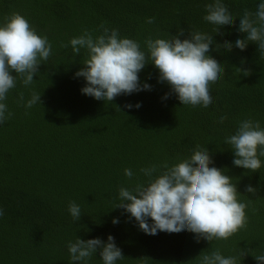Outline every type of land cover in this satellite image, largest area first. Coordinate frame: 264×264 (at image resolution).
I'll use <instances>...</instances> for the list:
<instances>
[{
	"label": "trees",
	"instance_id": "16d2710c",
	"mask_svg": "<svg viewBox=\"0 0 264 264\" xmlns=\"http://www.w3.org/2000/svg\"><path fill=\"white\" fill-rule=\"evenodd\" d=\"M212 2L0 0V23L19 13L52 44V55L40 66L34 83L25 88L18 80L5 101L14 115L0 124V209L4 210L0 264H71L69 241L79 237L107 242L109 235L124 256L117 264H198L200 254L215 249L226 257H239L242 264H261L253 255H264V157H259L262 167L257 172L236 167L234 152L224 140L247 118L264 128V55L255 43L246 50L215 49L217 43L235 44L246 38L238 31L239 18L245 9L255 12L264 0H222L236 18L235 26L221 27L223 35L215 34V26L203 20L205 5ZM151 17L155 23H146ZM101 23L118 29L122 38L138 41L145 51L146 38L167 39L181 28L185 30L181 40L188 38L190 28L213 35L208 55L225 67V73L210 85L212 105L183 106L175 95L163 99L170 87L158 82L159 72L151 63L139 73L141 83L152 86L150 91L121 95L112 102L82 94L86 81L75 73L83 67L85 51L75 55L70 45L61 44ZM234 66L251 74L240 73L237 78ZM31 91L42 95V104L30 109L18 105V93H24L26 102ZM223 115L228 119L221 124ZM197 145L208 148L211 166L231 177L238 200L250 201L246 228L227 241L197 242L196 235L187 231L145 234L130 214L113 209L120 187L146 181L141 168L177 163L190 157ZM126 168L134 174L132 181L124 175ZM248 185L257 189L255 195L245 191ZM73 201L81 208L79 221L68 211ZM246 249L253 255L240 257ZM88 264H102L99 254Z\"/></svg>",
	"mask_w": 264,
	"mask_h": 264
},
{
	"label": "clouds",
	"instance_id": "9594fccd",
	"mask_svg": "<svg viewBox=\"0 0 264 264\" xmlns=\"http://www.w3.org/2000/svg\"><path fill=\"white\" fill-rule=\"evenodd\" d=\"M205 11L203 20L215 26V34L223 35L220 32L222 26H235L236 18L222 0L206 4ZM239 19L238 31L246 33V38L237 39L235 44L229 41L217 43L215 50L224 48L231 52L234 47L246 50L249 43H255L259 53L264 55V3H260L255 12L245 9ZM146 23H155V18H147ZM94 31L100 34L94 35ZM184 34L185 30L181 28L167 39L148 37L144 41L145 51L141 50L138 41L122 38L118 29H110L101 23L98 29H85L61 47L70 45L75 55L82 49L85 51L83 67L75 77H83L86 81L81 93L97 101L112 102L121 95L150 91L152 86L146 82L142 84L139 73L151 63L159 72L158 82L170 87L163 99L175 95L183 106L208 108L213 103L210 85L221 79L225 67L208 55L215 43L213 35L190 28L188 38L181 40ZM51 55L52 44L47 36L38 35L24 16L13 12L4 17L0 23V124L14 115L5 103L10 90L16 88L18 80L25 88L31 86L40 66ZM234 68L237 78L240 73L251 74L249 69ZM41 96L31 91L25 102V95L20 92L16 102L30 109L37 103L42 104ZM125 107L131 109L133 105L126 104ZM135 107L138 109L141 104L137 103ZM227 119L223 115L218 122L223 124ZM224 143L234 152V166L250 172L261 169L259 157H264V128L258 120L239 121L235 134L226 136ZM213 164L208 148L197 145L190 157L177 163L170 165L165 161L141 168L140 173L146 181L120 187L119 202L113 209H123L130 214L129 219L134 218L139 230L148 235L187 231L196 235L197 242L201 239L227 241L247 227L245 210L250 201L240 202L236 184L223 170L211 166ZM124 175L132 181L134 174L126 168ZM245 191L255 195L257 189L248 185ZM68 211L74 221L81 219V208L74 201L69 203ZM3 215L4 210L0 209V217ZM118 222V218L113 219V224ZM67 249L71 264H88L97 253L102 264H117L124 258L112 235L108 236L107 242L100 238L85 241L77 237L74 242H68ZM249 253L253 255L250 249L243 250L240 257ZM253 256L264 264V255ZM196 259L198 264H242L239 257H226L219 249L210 253L204 251Z\"/></svg>",
	"mask_w": 264,
	"mask_h": 264
}]
</instances>
